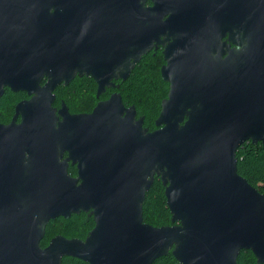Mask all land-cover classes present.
Wrapping results in <instances>:
<instances>
[{"label":"water","instance_id":"95a60500","mask_svg":"<svg viewBox=\"0 0 264 264\" xmlns=\"http://www.w3.org/2000/svg\"><path fill=\"white\" fill-rule=\"evenodd\" d=\"M69 1L59 0L64 10L50 17L65 22ZM95 2L107 19L139 23L131 67L120 51L113 64L107 46L106 57L95 52L89 74L98 95L120 66L126 78L167 37L174 41L161 76L169 96L151 133L117 94L93 114L71 116L64 107L58 121L53 91L76 72L70 36L11 32L0 0V98L4 85L35 94L16 107L22 122L0 124V264H63L64 257L154 264L170 253L179 264H238L244 249L264 264V195L239 175L237 160L242 144L264 146V0H155L150 9L148 0L86 3ZM168 11L165 23L152 18ZM66 151L73 154L61 161ZM69 160L79 163L75 178ZM158 176L170 226L144 220ZM91 208L96 224L87 239L58 235L41 247L51 220Z\"/></svg>","mask_w":264,"mask_h":264},{"label":"flooded vegetation","instance_id":"af4514ba","mask_svg":"<svg viewBox=\"0 0 264 264\" xmlns=\"http://www.w3.org/2000/svg\"><path fill=\"white\" fill-rule=\"evenodd\" d=\"M94 1L70 0L69 2L71 4L70 7H68L70 8V12L68 13V18L63 17L65 22L61 21L60 23L58 18L54 20V17H50L53 16L54 13H59L64 10V8H59L58 6L60 5L58 3L59 0H6L7 6L4 8L5 11L4 15L8 19L6 21H7V25L11 29V32L15 31L18 32V34L20 35L28 33L31 34L32 36L34 35L41 36V34H46L47 36L48 35L50 36L66 35L68 37L70 36V44H71L70 53H74L75 57H77L75 58L72 55L73 59L71 61V64H72V69L76 72L74 73L72 72L73 76H71L70 82L68 84H66V82L64 81L62 84L60 83L58 87L53 91L55 102H53L52 107L53 109L56 110V113L58 114L59 117L58 121H61L63 119V116L61 115V113H59V111L60 109L63 110L64 107H67L68 112L71 114V116L93 114L94 113L93 111L95 110L99 102H108L112 100L114 94H117L118 96H121L123 98L122 102L124 107L125 108L135 107V109L137 110L136 119L138 120L141 119L142 117L145 123L146 122L145 115L142 114V111L138 110L135 105L124 103V97L122 96L121 93L122 85H124L126 81L133 76L140 60L143 57L149 55L150 53L155 54L156 52H160L163 55L162 59L164 63L161 65L162 67L161 70H162L163 66L166 65V61L164 59L165 56L164 51L168 46V44L170 42H173L174 39L171 38L172 40L170 41V40H166L167 37L162 38L165 40L164 45H160V44L158 46L154 45L152 47V50L148 51L145 56L143 55L139 60V62L131 68L132 70L129 72V74L126 75V78H124L123 75L127 70L124 69L122 66H120L119 67L120 70L118 69V71H115L114 75H112V78H110V81L108 82L111 85L106 86L104 92L102 91L98 95V89L100 84L96 80V78L93 77V75L89 74V72H91V70L93 71V69L96 67V66L90 67L93 61L92 59H94L93 56L95 52L97 53V51L100 48H102V50H104L105 52L103 53L105 55L104 57H106V52H107L106 46H107L109 52L108 56H110L111 59L110 64L111 63L113 64L116 56H118L116 54L117 51H120V53H123V55H125L124 59L127 61L126 67L129 66L131 67L133 60L132 59L129 60V57H131V54L133 53V51H135L139 43L138 42L139 23H138V19L136 21L135 18H132L131 22H128L127 20V22L125 23L123 21L122 22L119 21V18L116 20H114L111 17L107 19L106 16L101 15L103 10L100 9V6L97 5V2L89 6V4ZM86 2H90V3H86ZM154 6H156L155 0H148V2L145 3V7L148 9L153 8ZM132 10H134V7L132 8ZM170 16H171V12L168 11L163 16L154 13L152 18L156 20H162V22L165 23V21ZM60 52L62 53L63 51ZM76 52H79V56H76ZM4 67H5V63H2L0 66L1 73L4 72L5 70ZM161 70H160V74H161ZM46 74L47 73L41 76L42 77L40 80L41 87L43 86L45 87L46 83H48L50 80V77H48V75ZM109 77H111V74L106 75L104 79L108 81ZM5 79L6 78L1 76L0 83L5 81ZM166 83L168 84V88H169L168 94H169L170 82L167 81ZM92 84L96 85L95 88L96 90L94 92L90 91L88 88ZM3 88H4L3 94L0 98V124L9 125L12 123L15 117H17L16 123L22 122V117H21L22 115L19 116L16 115V107L19 103L30 101V99L33 96L35 97V94L34 93L29 94L27 91L21 89L14 91L13 88L6 85H4ZM60 91L62 92L65 91V96H63L62 94H60L61 96H59ZM8 100L14 101V103H12L11 105L9 104L10 106H5L4 103L5 101ZM156 125L157 123H155V126L152 127V125H147V123H145L143 127L146 129L147 133H151L157 129ZM71 154L73 153L68 151L63 152L62 153L63 156L60 158V160L63 161L68 159L71 156ZM78 164H79L78 161L73 163L72 160H69L68 173L71 178H75L78 176V169H79ZM92 210L93 209L91 208L90 211L81 212V214L82 213L87 214L89 218L92 217L94 220L93 215L90 214Z\"/></svg>","mask_w":264,"mask_h":264},{"label":"trees","instance_id":"16d2710c","mask_svg":"<svg viewBox=\"0 0 264 264\" xmlns=\"http://www.w3.org/2000/svg\"><path fill=\"white\" fill-rule=\"evenodd\" d=\"M162 54L156 52L150 53L143 57L135 73L122 85L121 93L124 97L125 104L135 105L145 115V123L155 126V119L160 114L161 103L168 97V84L162 80L160 70L164 63ZM93 85V86H92ZM89 86V90L94 92L96 85ZM65 96V91H60L59 96ZM8 105L11 100L5 101ZM4 103V104H5ZM14 103V101H13ZM238 173L253 187L259 188V192L264 195V146L246 142L242 144L237 152ZM152 188L146 195L144 220L154 227L172 225V217L166 200L165 187L162 178L156 177ZM92 217L87 214L72 215L66 219L60 217L51 220L46 229L45 239L41 242V247L49 245L50 240L58 235H64L69 239L81 238L85 240L95 226ZM238 264H262L257 263V257L251 252L244 249L239 255ZM63 264H88L81 259L65 257ZM154 264H179V261L170 253L156 260Z\"/></svg>","mask_w":264,"mask_h":264},{"label":"rangeland","instance_id":"374dc122","mask_svg":"<svg viewBox=\"0 0 264 264\" xmlns=\"http://www.w3.org/2000/svg\"><path fill=\"white\" fill-rule=\"evenodd\" d=\"M12 103H13V101H11L10 105H11ZM4 105H5V106H10V105H8L7 103H5Z\"/></svg>","mask_w":264,"mask_h":264}]
</instances>
